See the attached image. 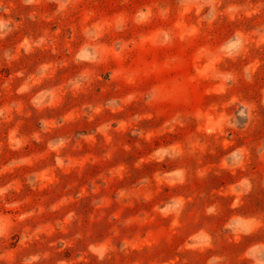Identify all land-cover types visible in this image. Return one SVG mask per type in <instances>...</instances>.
Returning a JSON list of instances; mask_svg holds the SVG:
<instances>
[{"label": "rangeland", "instance_id": "obj_1", "mask_svg": "<svg viewBox=\"0 0 264 264\" xmlns=\"http://www.w3.org/2000/svg\"><path fill=\"white\" fill-rule=\"evenodd\" d=\"M0 264H264V0H0Z\"/></svg>", "mask_w": 264, "mask_h": 264}]
</instances>
